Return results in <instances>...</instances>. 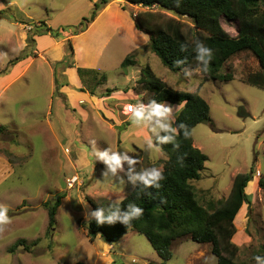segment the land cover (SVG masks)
<instances>
[{"label": "rangeland", "instance_id": "obj_1", "mask_svg": "<svg viewBox=\"0 0 264 264\" xmlns=\"http://www.w3.org/2000/svg\"><path fill=\"white\" fill-rule=\"evenodd\" d=\"M92 3L91 0H0V89L8 83L0 95V125L4 126L0 131V206L9 209L10 218L9 223L0 225V264L162 262L141 233L129 230L109 244L99 234L89 241L84 226L86 217H93L94 205L120 201L141 175L153 168L162 170L167 159L153 137L161 124L173 123L181 104L162 102L170 111L161 117L152 114L150 106L138 122L124 108L128 102L148 100L151 92H146L138 82L146 65L167 86L195 92L209 104V120L191 130L193 145L207 156L200 177L191 181L203 205L226 197L236 173L254 170L246 187L250 202L235 217L233 241L239 246L241 264H264L262 259L254 258L264 246V191L256 181L264 172V87L246 81L248 74L259 71L258 61L248 52L235 54L221 68L222 73L232 75L227 80H205L198 68L173 72L150 50L148 36L136 28L131 17L135 9L123 0H119L124 3L122 9L116 3L119 10L114 13L112 9L104 21L99 19L91 32L80 38L81 46L73 53L65 39L54 38L55 45L48 41V51L39 49L36 36L43 28L28 45L29 27L25 26L34 28L40 20L53 30L63 29L66 35L81 28L82 23H87V29L106 6L86 22L93 11ZM165 12L177 17L171 11ZM179 19L189 22L184 16ZM102 23L110 25L109 34L114 33L96 59L97 68H90L94 72L83 77L76 73L83 85L79 86L75 83L77 79L64 69L70 67L69 62L75 68L76 65L84 68L85 54L91 45H98V51L110 37L99 34ZM221 24L230 35H236L234 21L222 18ZM131 28L140 32L137 42L142 44L143 38L145 42L129 52L119 29ZM34 49L40 54L35 55ZM127 56L131 64L121 66ZM186 72L190 75H185ZM65 87L77 91L83 87L98 95L73 106L76 99L70 96L71 101L68 99L62 91ZM107 89L113 91L106 94ZM242 112L246 114L241 115ZM104 151L121 156V167L115 172L95 156ZM124 156L136 163L130 164ZM75 174L79 181L68 189L66 178ZM45 201L48 206L58 202L49 232ZM17 239H25L28 249L21 245L9 251ZM171 252V258L163 264H217L211 244L196 242L188 235L174 240Z\"/></svg>", "mask_w": 264, "mask_h": 264}, {"label": "trees", "instance_id": "obj_2", "mask_svg": "<svg viewBox=\"0 0 264 264\" xmlns=\"http://www.w3.org/2000/svg\"><path fill=\"white\" fill-rule=\"evenodd\" d=\"M110 1H95L91 17L86 22L95 18L98 10ZM123 1L126 4L148 7L131 13V17L136 28L148 36L150 50L171 71L198 68L205 80H227L232 75L221 72L223 64L235 54L244 51L253 55L260 65L259 71L246 76V81L264 87V0ZM165 11L173 12L178 18L166 14ZM183 16L187 17L189 22L179 19ZM222 18L236 23V35H230L223 28ZM86 24L82 23L81 28L75 29L69 35L81 33L86 29ZM41 28L43 31L38 35L49 34L57 40L65 36L63 29L53 30L45 21L40 20L34 28L32 26L26 30L28 45L34 42V35ZM66 40L70 52L73 53L70 37ZM198 42H203L213 50V60L207 72L204 70V62L196 59ZM181 45H185V50H181ZM177 59L185 62L175 66L174 61ZM10 63L13 65L14 60ZM129 63L131 64L130 56H127L121 66ZM68 65L74 66L73 62H69ZM76 70L81 77L94 72L93 69L81 67H76ZM102 74L105 79V74ZM138 82L146 92H151L148 100L143 99L149 106L152 100L182 106L173 123L167 128L162 127L153 137L155 145L167 155L160 170L163 178L156 181L160 187H156V184L145 185L138 179L120 201L94 205L93 212L102 209L105 217L118 218L111 224L107 220L103 224H98L93 216L91 221L84 223L87 238L93 241L99 234L105 242L112 244L129 230L136 231L146 236L162 260L160 264H163L172 256V242L188 235L196 242H209L217 264H241L238 260L239 246L233 241L236 233L234 220L240 208L250 202L246 187L253 179L254 170L236 173L226 197L203 205L196 196L191 181L200 177L207 156L193 145L191 130L196 124L209 120L208 102L195 92L176 90L167 86L148 65L141 69ZM82 88L80 90L85 91ZM112 91L107 89L106 94ZM90 94L95 95L91 91ZM181 123L187 127L180 128ZM3 129L4 126L0 125V131ZM185 132L189 133L187 138ZM167 136H173L174 139H161ZM257 180L259 187L264 191V172ZM57 204L58 202L54 206H48V201L43 203L48 208V232L55 221ZM130 205L142 208L143 214L136 218L132 215L133 208ZM125 217L128 218V224L124 223ZM24 243L25 239H17L8 250L13 252L21 245L28 249ZM256 257L264 261V246L261 247V253L254 254V258Z\"/></svg>", "mask_w": 264, "mask_h": 264}, {"label": "crops", "instance_id": "obj_3", "mask_svg": "<svg viewBox=\"0 0 264 264\" xmlns=\"http://www.w3.org/2000/svg\"><path fill=\"white\" fill-rule=\"evenodd\" d=\"M91 1L95 2L96 0H91ZM116 3H118L117 5L122 9V6L121 5L124 4V3H122V4L119 3V0L110 1L108 4H106L105 8L96 16V18L90 23V25L88 26V28L85 31H83V32H81V33H79L77 35H72V36L69 35V34L68 35L64 34L65 36L61 40H64V39L66 40L68 38L67 36H69V37L71 36L72 37V39H71L72 40V44L75 46V47L73 46L74 47L73 48V51L75 52L77 46H79V47L81 46L80 45V41H81L80 38L81 37H86L87 33H90L91 32V29L97 23H99V19L103 18V21H104L107 18L108 14H111L112 13V9L115 10L114 13H116L119 10V8H117L118 6L116 5ZM125 5H127L129 7L132 5L133 6L132 8L135 9L134 12H136L138 10H141V7H139L140 5L138 6V5H133V4H129V3H127V4L125 3ZM146 8H148V7H146ZM101 26L102 27H100L99 34L100 35H108L109 34L108 27L110 25L107 24V23H104V24L102 23ZM25 27L28 28L30 26L27 25ZM95 30H98V28H95ZM119 30L121 31L120 34L124 38L122 40V42L123 43H126L127 42V44H125V45L128 48V50H130L129 52H131L135 48H139L145 42L144 38L141 40V41H143L142 44H141L140 41L137 42V39L140 37L138 33H140V32L136 28H131L128 31H125L124 29H119ZM113 33L114 32H112V33L109 34L110 37L102 43V45H101V47H100V49L98 51H97L98 45H96V47H94V45H91L89 51L85 54V58L86 59H84V63H83L84 64V68H89V69L90 68H97V65H96V62L97 61H96V59H97V57L99 55L102 54L101 53L102 48L105 47L108 44V42L111 39V36H112ZM24 34H25V30H24ZM24 34H23V37H24ZM126 34H127V38H125V35ZM43 35H45V36H43ZM43 35L36 36V40L38 41L37 44L39 46V49H43L44 51H48L50 47L48 46L47 42L49 41L50 43H52V45H55L56 42H55L54 38L51 37L50 35H48V34H43ZM62 42L63 41H61V43ZM98 43L99 42H90V44H98ZM33 51L35 52L34 53L35 55H39L40 54L36 49H34ZM42 57H43V55H42ZM27 59H29V58H27ZM76 66L78 67V65H76ZM64 72L66 74L70 75V76L71 75L74 76L77 79V81L75 82L77 85L83 86V85H81V83H80V81H79V79L77 77L78 74H76L77 71H76V68L75 67H69L66 70L64 69ZM72 80L74 81L75 79H72ZM7 84H8L7 82L4 83V86L0 89V95H2L3 89L6 88ZM62 91L67 95V97H68L69 100H70L69 96L71 98H75L76 99L75 100V103H77V104L74 103V104H72L73 106H77L81 101L87 100L91 96V94L88 93L87 91H81V90L77 91V90H74V89H70L68 87L63 88ZM97 95L98 94H96L95 96L97 97ZM92 96H94V95H92ZM137 100H139V99H137ZM131 115H132V113H131Z\"/></svg>", "mask_w": 264, "mask_h": 264}, {"label": "clouds", "instance_id": "obj_4", "mask_svg": "<svg viewBox=\"0 0 264 264\" xmlns=\"http://www.w3.org/2000/svg\"><path fill=\"white\" fill-rule=\"evenodd\" d=\"M181 50H185V45H181ZM197 52L198 55L196 59L198 61H203L204 62V70L205 72L208 71L210 62L213 60V50L206 46L203 42H198L197 43ZM185 61L177 59L174 61L175 66H179L183 64ZM185 75H190V73H185ZM151 109H152V114H154L157 117L165 116L166 113L170 111V108L165 106L163 103H158L155 100L151 101ZM149 106V108H150ZM148 109V108H147ZM146 110V109H145ZM144 110V111H145ZM127 111L130 113H133V115L136 117L137 122L139 119L143 116V110L141 108H137L136 106L129 105L127 108ZM159 123V121H158ZM161 127L167 128V124H161ZM187 126L183 123H181L180 128H186ZM173 131H176V129H173ZM185 138L189 136V133L185 132ZM162 140H173V136H167V137H162ZM148 144L151 145L152 141L148 140ZM176 147H179V145H176ZM95 156H98L100 159L104 160L110 167V169L115 172L118 167H121V156L113 152L111 155H109L108 151L104 152H97L95 153ZM123 159H128L130 164H135L136 160L134 159H129L127 156H124ZM162 172L160 170H157L153 168L151 171L144 173L139 177L143 181L145 185H152L156 184V187H160L156 181L159 179H162ZM130 207L133 208L132 215H134L136 218H139L143 214V209L140 207H135L134 205H130ZM8 211L9 209L5 206H0V225H4L10 222V218L8 216ZM92 216H94L97 220L98 224H103L105 220H107L108 223H113L118 217L116 216H107L105 217L103 214V210L99 209L95 212L92 213ZM87 220L91 221V217H86ZM124 223L128 224V218H124ZM260 257H257V260H259Z\"/></svg>", "mask_w": 264, "mask_h": 264}, {"label": "built area", "instance_id": "obj_5", "mask_svg": "<svg viewBox=\"0 0 264 264\" xmlns=\"http://www.w3.org/2000/svg\"><path fill=\"white\" fill-rule=\"evenodd\" d=\"M129 105L136 106L137 108H141L143 111L149 108V104L145 102L144 100H137L136 102H128L124 106L127 114H131L130 112L127 111V108ZM257 175H259V171H257ZM77 181H79V179L76 174L66 178V187L68 189H72L74 185L77 183Z\"/></svg>", "mask_w": 264, "mask_h": 264}, {"label": "water", "instance_id": "obj_6", "mask_svg": "<svg viewBox=\"0 0 264 264\" xmlns=\"http://www.w3.org/2000/svg\"><path fill=\"white\" fill-rule=\"evenodd\" d=\"M246 113L245 112H242L241 115H245Z\"/></svg>", "mask_w": 264, "mask_h": 264}]
</instances>
